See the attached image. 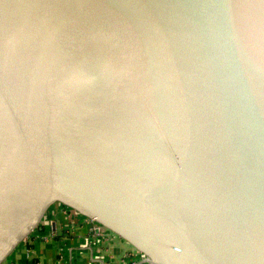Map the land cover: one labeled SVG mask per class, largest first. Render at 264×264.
Returning <instances> with one entry per match:
<instances>
[{"label":"water","instance_id":"obj_1","mask_svg":"<svg viewBox=\"0 0 264 264\" xmlns=\"http://www.w3.org/2000/svg\"><path fill=\"white\" fill-rule=\"evenodd\" d=\"M67 220L264 264V0H0V264Z\"/></svg>","mask_w":264,"mask_h":264},{"label":"crops","instance_id":"obj_2","mask_svg":"<svg viewBox=\"0 0 264 264\" xmlns=\"http://www.w3.org/2000/svg\"><path fill=\"white\" fill-rule=\"evenodd\" d=\"M6 264H137V260L120 245L74 220H67Z\"/></svg>","mask_w":264,"mask_h":264}]
</instances>
